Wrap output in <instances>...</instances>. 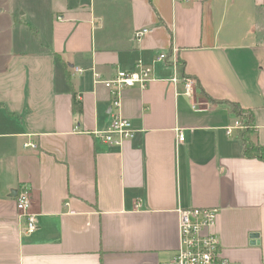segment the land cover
Masks as SVG:
<instances>
[{
  "label": "crops",
  "instance_id": "1",
  "mask_svg": "<svg viewBox=\"0 0 264 264\" xmlns=\"http://www.w3.org/2000/svg\"><path fill=\"white\" fill-rule=\"evenodd\" d=\"M41 7L43 25L30 27L40 46L21 41L0 57V264H163L179 245L178 210L195 207L218 209L225 258L264 264V161L242 155L241 127L226 129L239 119L212 102L250 109V138L264 145V0ZM160 52L168 56L157 62ZM178 59L195 80L192 99L171 80L183 75L171 64ZM137 63L152 65L153 79L121 89L118 108L134 136L108 144L100 133L111 93L95 80ZM23 186L37 214L29 235L15 207Z\"/></svg>",
  "mask_w": 264,
  "mask_h": 264
},
{
  "label": "built area",
  "instance_id": "2",
  "mask_svg": "<svg viewBox=\"0 0 264 264\" xmlns=\"http://www.w3.org/2000/svg\"><path fill=\"white\" fill-rule=\"evenodd\" d=\"M147 28L136 31L135 37H141ZM166 53L160 52L157 54L156 61H165ZM171 64L175 68L177 61L172 60ZM152 65L137 63L130 70L118 69L115 75L109 79L95 80L97 83H102L108 88L111 93V102L114 112H111V122L100 134L103 140L112 145H120L125 140L132 139L134 130L130 120L123 117L119 111V91L126 87L139 86L146 88L148 82L153 79ZM98 78L99 75L95 74ZM172 82L175 84L181 81L184 85V95L192 99L196 83L193 78L176 73L172 77ZM239 120L227 126V133L231 134L236 128L242 127ZM178 130V140L184 139L182 130ZM26 146L34 147L33 143H26ZM32 204V196L30 189L20 187L16 192L15 207L19 211L20 216L24 221L23 233L29 235L37 229V214L30 211ZM217 208L214 207H195V208H180L179 216V245L173 257L163 264H234L228 258H225L221 250H219V240L215 235L214 228L217 223Z\"/></svg>",
  "mask_w": 264,
  "mask_h": 264
},
{
  "label": "rangeland",
  "instance_id": "3",
  "mask_svg": "<svg viewBox=\"0 0 264 264\" xmlns=\"http://www.w3.org/2000/svg\"><path fill=\"white\" fill-rule=\"evenodd\" d=\"M22 3L28 13L33 9L35 14H37L36 19H32L30 14L29 16L21 14L23 8L19 9L17 7ZM230 6L231 4H229V8ZM44 10L41 7V0H0V57L7 54L15 46L19 47L21 41L27 49H34L40 46L39 40L41 41V39L36 37L35 31L30 27L38 28V26L43 25ZM240 11L242 12L243 10L240 9ZM237 12L234 10L228 15L231 14L230 16L234 17ZM235 18L238 21H242L245 19V15H235ZM228 20L231 21L232 19L228 17L226 21Z\"/></svg>",
  "mask_w": 264,
  "mask_h": 264
},
{
  "label": "trees",
  "instance_id": "4",
  "mask_svg": "<svg viewBox=\"0 0 264 264\" xmlns=\"http://www.w3.org/2000/svg\"><path fill=\"white\" fill-rule=\"evenodd\" d=\"M177 68L183 75V62L181 60H177ZM212 102L216 104H223L226 106L228 113L234 118L239 119L242 121V127L239 130V136L241 144L243 145L242 148V155L246 158H258L264 161V145L258 143L250 138V133L252 132L251 122L253 113H251L250 109L242 107L238 102H232L229 100H214ZM73 108L78 113L82 112V103H80L73 93Z\"/></svg>",
  "mask_w": 264,
  "mask_h": 264
}]
</instances>
